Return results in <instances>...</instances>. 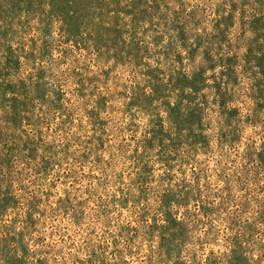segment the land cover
<instances>
[{
    "label": "rangeland",
    "instance_id": "374dc122",
    "mask_svg": "<svg viewBox=\"0 0 264 264\" xmlns=\"http://www.w3.org/2000/svg\"><path fill=\"white\" fill-rule=\"evenodd\" d=\"M6 231L0 264H264V0H0Z\"/></svg>",
    "mask_w": 264,
    "mask_h": 264
},
{
    "label": "trees",
    "instance_id": "16d2710c",
    "mask_svg": "<svg viewBox=\"0 0 264 264\" xmlns=\"http://www.w3.org/2000/svg\"><path fill=\"white\" fill-rule=\"evenodd\" d=\"M5 202H7L3 208L5 210V212H7L8 210H13V206H12L13 198L8 196V198L6 199ZM7 229L8 228H5V230H7ZM18 236H19L18 234H13V236H10L9 232L6 231L0 237V248L2 247V244H5V245L7 244V248L11 247L13 253H16L18 251V249L20 248L22 253L24 255H27V250L20 245V242L17 239Z\"/></svg>",
    "mask_w": 264,
    "mask_h": 264
}]
</instances>
